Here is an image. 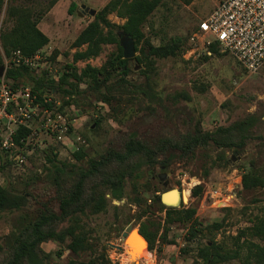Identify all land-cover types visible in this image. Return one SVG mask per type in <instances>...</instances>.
<instances>
[{"label":"rangeland","instance_id":"obj_1","mask_svg":"<svg viewBox=\"0 0 264 264\" xmlns=\"http://www.w3.org/2000/svg\"><path fill=\"white\" fill-rule=\"evenodd\" d=\"M51 1L4 0L0 27L2 21L7 20V4H30L39 12L37 26L48 36L49 42L38 52L40 59L32 69L36 73L46 70L48 77L57 80L65 65L73 60L77 50L73 46L75 38L94 18L84 7L98 12L109 0H57L48 10ZM162 1L143 27L144 37L158 44L160 39L184 35L188 37V49L182 55L157 60L153 80L161 102L126 93L118 98V103L112 101L110 106L96 100L92 94H75L78 105H64L62 93H45L43 100L50 98L53 107L49 109L61 113L63 123L69 127L68 132L58 138L48 127L41 128L40 123L46 118L39 112L31 122L35 132L19 150L25 156L24 162L13 161L18 151L0 162V186L25 198V204L19 209L0 210V264L6 260L15 243L13 233L19 232L42 212H58L59 197L76 179L79 170L88 167L91 160L99 159L109 149L122 150L125 141L133 137L153 147L157 140L179 137L191 132L198 124L202 130L212 131L220 125L227 126L233 121L248 118L252 122L253 138L244 152L212 146L197 148L191 154L171 151L166 156L168 165L165 169L160 168L158 162L140 157L137 159V173L127 180L126 191L131 197L142 194L143 190H147V197H151L153 187H157L155 194L159 196L164 191L178 190L183 201L176 206H165L196 207V217L203 228L195 240H189L187 224L175 223L167 227L164 234L167 242L159 243L157 240L156 249L152 251L148 250L145 242L140 251H136L128 240L126 243L129 245H125L120 238L129 223L138 228L137 223L146 216L163 223L165 209H160L150 199L145 206H137L128 203L126 198L118 201L107 195L106 206L96 213L88 212L83 222L89 236L100 245L98 248L112 264H203L197 258V248L211 240L220 243L225 250H239L238 257L216 264H245L248 249L245 242L241 244L242 240L258 242V239L248 233L242 234L238 241L235 237L264 216V186L245 190L241 184V175L249 157L256 156L260 164H264V145L259 141L264 138V66L256 73H249L220 46L216 47L219 54L212 53L209 47L213 42L207 43L205 35L191 38L193 34H199V22L213 10L218 0H192L189 4H182L181 0ZM72 2L76 7L70 14L68 9ZM107 18L118 25L124 22L115 13H109ZM136 46L138 55L143 42ZM116 48V44H102L97 56L79 60L74 65L78 71L86 64L99 67ZM54 53L56 56L51 59ZM6 61L3 55L2 66L5 69ZM138 65L134 58L129 61L133 79L138 77ZM79 87L82 90L86 88L84 84ZM177 93H187L190 100L179 94L176 101H172L170 96ZM45 107L41 105L42 109ZM96 120L98 124H95ZM77 151H81L79 158L74 156ZM223 155L233 157V160L226 167H212L211 163ZM54 164L63 170H56ZM54 178L58 179L57 183ZM197 184H201L203 190L199 197H193L191 189ZM217 187L223 194L231 193L230 189L234 188L230 199L226 200L229 205L222 206L210 197L208 190ZM143 210L145 214L139 218ZM40 247L41 257L47 262L53 259L64 263L70 257L64 250L60 258L51 253L50 259L48 253L58 248V244L52 241L43 242Z\"/></svg>","mask_w":264,"mask_h":264},{"label":"trees","instance_id":"obj_2","mask_svg":"<svg viewBox=\"0 0 264 264\" xmlns=\"http://www.w3.org/2000/svg\"><path fill=\"white\" fill-rule=\"evenodd\" d=\"M56 1L52 0L49 3L48 10ZM191 1L181 0L182 4H189ZM162 3V0H109L75 38L73 46L77 47V50L73 54V60L65 65L57 80L48 77L46 70L36 73L25 65H8L4 78L13 88L29 86L32 94L36 95L37 101L49 108L53 107V103L44 102L43 95L52 92L63 94L64 105H78L74 99L75 94H92L96 100L110 106L112 101L118 103L120 100L118 98L126 93L139 95L154 102L158 99V102H161V96L155 90L156 85L153 80L157 60L182 55L188 49L186 46L188 37L184 35H172L167 39H160L158 44H153L144 37L143 27L149 16ZM3 4L4 0H0V16ZM29 5L7 4L5 9L7 20L2 21L0 27V66L3 55L8 57L13 51L18 50L22 55L33 56L49 42L48 36L37 26L41 14ZM75 7L76 4L72 2L68 12L71 14ZM109 13H115L123 18L124 22L120 25L111 22L107 18ZM120 35L133 39L135 52L138 50L136 45L143 42L139 54L133 57L139 64L137 79L130 76L132 68L129 66V61L133 58L123 57ZM106 43L116 44V51L110 53L101 66L86 64L78 71L74 64L79 60L97 56L102 44ZM217 45L218 43L213 42L209 47L214 54L218 53ZM54 56L55 53L50 58ZM80 84H84L86 88L80 89ZM179 94L171 95V100L176 101ZM180 95L183 99L190 100L187 93ZM95 124H98V120ZM251 128L252 122L248 118L233 121L227 126L220 125L212 131H204L198 124L191 132L179 137H163L157 140L153 147L133 137L125 141L122 150L109 149L99 159L91 160L88 167L79 170L76 179L61 193L58 212L50 210L42 212L19 232L13 233L15 243L3 264H112L106 254L98 248L100 245L89 236V231L83 223L88 212L96 213L106 206L107 195L110 199L118 201L126 198L128 203L137 206H145L147 199H150L153 204H158L160 209H165L163 223L149 216L137 223L140 234L147 241L148 250L156 249L157 240L159 243L167 242L164 234L167 227L175 223L187 224L186 234L190 236L189 240H195L198 233L202 232L203 226L196 217L194 205L180 208L167 207L161 202L160 196L155 194L158 191L157 187L152 188L151 197H147V190H143L142 194L137 193L134 197L127 193V180L132 179L139 168L137 159L141 157L151 162H158L160 168L165 169L168 165L166 156L171 151L191 154L197 148L212 146L215 149H231L236 153H242L249 140L253 138ZM29 133L30 130L25 127L17 130L15 141L19 146H24L19 139ZM259 141L264 145L263 137ZM80 155L81 151L74 153L77 158ZM232 160L233 157L228 158L223 155L212 162L211 166L226 167ZM54 165L56 170H63L58 168L59 165ZM54 181L57 183L58 179L54 178ZM134 182L135 179L132 183ZM241 184L245 190L264 186V164H260L256 156L248 158L247 167L241 175ZM202 190L201 184L193 186L191 196L199 197ZM24 204L25 198L22 195L14 194L0 186V210L19 209ZM143 214H145L144 210L139 214V218ZM126 221L129 222V217ZM63 223L65 225L58 228ZM247 233L252 238H257L258 242L242 240L241 244L244 245L245 242L248 249L244 263L264 264V216L243 229L235 237V241L240 240L242 234ZM47 241L58 244V248L48 253L50 259L52 254L60 258L64 250H67L70 257L66 262L60 263L53 259L47 262L41 257L40 246ZM196 254L203 264H216L238 257L239 250H225L220 243L211 240L210 243L200 245Z\"/></svg>","mask_w":264,"mask_h":264},{"label":"built area","instance_id":"obj_3","mask_svg":"<svg viewBox=\"0 0 264 264\" xmlns=\"http://www.w3.org/2000/svg\"><path fill=\"white\" fill-rule=\"evenodd\" d=\"M199 34L207 37L206 42H216L223 51L230 53L249 73H256L264 66V0H218L213 10L198 24ZM210 36V37H209ZM40 57L38 53L25 56L20 51H13L6 57L8 65H25L36 67ZM8 64V65H7ZM50 98L44 99L49 102ZM41 112L45 121L40 123L41 128L48 129L57 134L58 138L68 132V125L63 123L61 113H54L49 107L41 108L36 95L29 88H13L0 76V162L6 157L13 161L23 163L25 156L19 152L22 146L15 141V134L20 127L30 130L26 137L19 139L24 145L27 143L32 129L31 122L34 115ZM72 127V126H71ZM231 193L223 194L220 188H210V197L222 206L229 205L223 202L230 199Z\"/></svg>","mask_w":264,"mask_h":264},{"label":"water","instance_id":"obj_4","mask_svg":"<svg viewBox=\"0 0 264 264\" xmlns=\"http://www.w3.org/2000/svg\"><path fill=\"white\" fill-rule=\"evenodd\" d=\"M84 6H82L81 8H83ZM86 11H88V13L90 15H95L96 11L94 9H88L87 7H84ZM120 46L122 47L123 50V57L124 58H132L136 55L135 52V46H134V41L131 37L129 36H125V35H120ZM5 70L4 66L0 67V76L3 75ZM171 191H176L177 192V201L174 203H170L166 200L165 195ZM160 200L164 205H168V206H176L178 205L180 202L183 201L182 195L178 190H168L167 192H163L160 195ZM136 230V234L145 242V244H147V241L145 240V238L140 234L138 228H135L133 224L129 223L128 225H126V227L124 228V230L121 233V241L125 244V245H129L128 243H126L127 237L129 236V234L133 231Z\"/></svg>","mask_w":264,"mask_h":264},{"label":"bare ground","instance_id":"obj_5","mask_svg":"<svg viewBox=\"0 0 264 264\" xmlns=\"http://www.w3.org/2000/svg\"><path fill=\"white\" fill-rule=\"evenodd\" d=\"M165 197H166V200L170 203H174L177 201V193L175 191H171V192L167 193L165 195ZM226 200H227V198L224 199L223 202H227ZM127 240L131 243V245H133L135 247L136 251H140L144 245V241L136 234V230H133L129 234V236L127 237Z\"/></svg>","mask_w":264,"mask_h":264}]
</instances>
